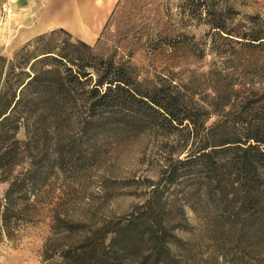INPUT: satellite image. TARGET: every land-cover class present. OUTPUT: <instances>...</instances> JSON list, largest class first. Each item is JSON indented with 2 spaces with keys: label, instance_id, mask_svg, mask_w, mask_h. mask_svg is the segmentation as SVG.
<instances>
[{
  "label": "trees",
  "instance_id": "16d2710c",
  "mask_svg": "<svg viewBox=\"0 0 264 264\" xmlns=\"http://www.w3.org/2000/svg\"><path fill=\"white\" fill-rule=\"evenodd\" d=\"M189 9L223 39L264 44L257 14L241 25L221 0H190ZM98 39L56 27L0 54V240L37 218L35 199L54 174L72 182L112 140L147 131L165 154L157 177L139 181L141 199L74 218L61 198L41 260L264 264V88L235 89L210 68V92L194 99L186 84L137 79L127 61L95 52Z\"/></svg>",
  "mask_w": 264,
  "mask_h": 264
},
{
  "label": "rangeland",
  "instance_id": "374dc122",
  "mask_svg": "<svg viewBox=\"0 0 264 264\" xmlns=\"http://www.w3.org/2000/svg\"><path fill=\"white\" fill-rule=\"evenodd\" d=\"M221 1L234 10L233 23L243 25L252 14L264 21V0ZM30 4L40 7V0H0L1 55L8 56L32 37V23L22 26ZM189 4L190 0H116L94 50L127 61L139 80L165 78L186 84L194 99L210 92L211 81L205 76L210 68L229 78L235 89L242 81L264 88V44L240 45L221 38L191 14ZM17 136L22 137L21 130ZM164 154L160 137L146 131L112 140L100 163L81 171L72 182L54 174L35 199L37 218L21 225L13 238L0 240V264H55L40 258L54 203L62 198V207L74 218L125 211L142 197L139 181L157 177ZM4 187L0 184V195ZM188 215L195 224L194 215Z\"/></svg>",
  "mask_w": 264,
  "mask_h": 264
},
{
  "label": "crops",
  "instance_id": "0c3cea01",
  "mask_svg": "<svg viewBox=\"0 0 264 264\" xmlns=\"http://www.w3.org/2000/svg\"><path fill=\"white\" fill-rule=\"evenodd\" d=\"M115 1L40 0V7L30 4L22 26L32 23L34 33L30 36L61 27L75 38L91 44L97 38Z\"/></svg>",
  "mask_w": 264,
  "mask_h": 264
}]
</instances>
